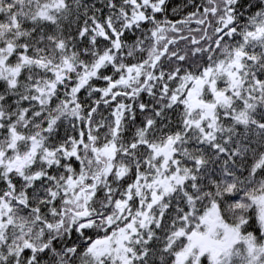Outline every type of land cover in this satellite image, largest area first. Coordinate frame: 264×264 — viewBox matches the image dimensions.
<instances>
[{"label":"snow or ice","instance_id":"6c2138e0","mask_svg":"<svg viewBox=\"0 0 264 264\" xmlns=\"http://www.w3.org/2000/svg\"><path fill=\"white\" fill-rule=\"evenodd\" d=\"M0 264H264V0H0Z\"/></svg>","mask_w":264,"mask_h":264}]
</instances>
